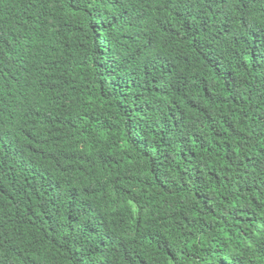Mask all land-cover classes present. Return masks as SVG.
Returning a JSON list of instances; mask_svg holds the SVG:
<instances>
[{"label":"trees","instance_id":"obj_1","mask_svg":"<svg viewBox=\"0 0 264 264\" xmlns=\"http://www.w3.org/2000/svg\"><path fill=\"white\" fill-rule=\"evenodd\" d=\"M0 264H264V0H0Z\"/></svg>","mask_w":264,"mask_h":264}]
</instances>
